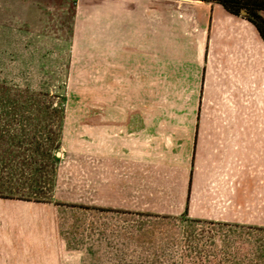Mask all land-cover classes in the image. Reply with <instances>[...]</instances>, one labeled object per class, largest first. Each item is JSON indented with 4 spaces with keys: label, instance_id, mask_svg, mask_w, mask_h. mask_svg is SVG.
Returning <instances> with one entry per match:
<instances>
[{
    "label": "rangeland",
    "instance_id": "374dc122",
    "mask_svg": "<svg viewBox=\"0 0 264 264\" xmlns=\"http://www.w3.org/2000/svg\"><path fill=\"white\" fill-rule=\"evenodd\" d=\"M106 3L39 0L37 25L0 35V186L17 194L0 197V264L63 246L100 264H264V146L219 139L264 134V45L197 58L169 34L144 59L112 44Z\"/></svg>",
    "mask_w": 264,
    "mask_h": 264
},
{
    "label": "crops",
    "instance_id": "0c3cea01",
    "mask_svg": "<svg viewBox=\"0 0 264 264\" xmlns=\"http://www.w3.org/2000/svg\"><path fill=\"white\" fill-rule=\"evenodd\" d=\"M107 1L110 3L105 5L111 8L112 44L127 45V53H130L131 45H136L137 48L132 47V50L138 54L142 53L144 59L152 52L159 53L163 50L161 44L165 45L163 41L169 34L180 37L182 35L189 36L195 47L197 58L203 54L205 43L210 46V58L217 56L218 51L215 50V47L220 44L226 52L231 48L230 44L238 43L240 46L249 38L253 39L256 44L264 45L254 25L244 15L229 14L219 4L194 0ZM39 14V0H0V35L13 34L15 37L17 35L21 37L24 22H30L29 25L32 26L37 25ZM258 16L264 21V11H259ZM257 39L259 43L256 41ZM135 57L140 58L141 56L136 54L133 58ZM155 58L160 57L156 55ZM125 130L128 133L131 128L126 126ZM142 130L145 131V128L143 127ZM219 136H221L219 139L234 141L221 145L223 149H231V147L241 149L247 146L262 148L264 146L261 142L257 143V140L264 139L263 133L224 132L219 133ZM247 140H255V142H242ZM142 146V148L145 147L144 142ZM132 157L128 155V161L131 158L132 162L127 164V171L130 175L132 173L133 180L135 163L134 156ZM143 166L144 164L138 165V169L142 168L143 170ZM193 218L201 220L203 217L195 216ZM212 220L223 221L214 218ZM49 248L46 250L37 249L31 255H22L20 257L21 264H26L25 261H28V264H100L99 261L92 260L89 255L81 259H72L69 247Z\"/></svg>",
    "mask_w": 264,
    "mask_h": 264
},
{
    "label": "trees",
    "instance_id": "16d2710c",
    "mask_svg": "<svg viewBox=\"0 0 264 264\" xmlns=\"http://www.w3.org/2000/svg\"><path fill=\"white\" fill-rule=\"evenodd\" d=\"M204 3H215L222 6V8L232 15H240L241 12H244L246 19L251 22L260 37L264 42V21L258 16L259 11H264V0H194ZM52 141L51 133L43 132L40 134L39 141L36 144L37 155H39V165L41 166L46 157L49 154L50 146L49 144ZM46 187L38 186L36 191L32 193V197L24 196V198H33L34 200H39L43 198L42 195L45 193ZM17 194H14L12 189L4 188L0 186V197H15ZM23 197V196H22ZM192 222H200L199 219H189ZM210 225L220 226L221 223L211 222ZM222 226L229 227V225L222 224Z\"/></svg>",
    "mask_w": 264,
    "mask_h": 264
},
{
    "label": "water",
    "instance_id": "95a60500",
    "mask_svg": "<svg viewBox=\"0 0 264 264\" xmlns=\"http://www.w3.org/2000/svg\"><path fill=\"white\" fill-rule=\"evenodd\" d=\"M240 14H241V15H244V12H241Z\"/></svg>",
    "mask_w": 264,
    "mask_h": 264
}]
</instances>
